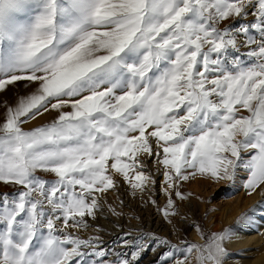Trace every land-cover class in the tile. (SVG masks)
Wrapping results in <instances>:
<instances>
[{
  "label": "snow or ice",
  "instance_id": "6c2138e0",
  "mask_svg": "<svg viewBox=\"0 0 264 264\" xmlns=\"http://www.w3.org/2000/svg\"><path fill=\"white\" fill-rule=\"evenodd\" d=\"M21 86L0 101V264H228L264 214L193 222L202 244L113 247L99 224L125 186L173 228L197 177L264 191V0H0V96Z\"/></svg>",
  "mask_w": 264,
  "mask_h": 264
},
{
  "label": "rangeland",
  "instance_id": "374dc122",
  "mask_svg": "<svg viewBox=\"0 0 264 264\" xmlns=\"http://www.w3.org/2000/svg\"><path fill=\"white\" fill-rule=\"evenodd\" d=\"M26 91L27 90L21 86L19 89H15L13 92L9 93L7 98L0 96V101L16 95H22ZM53 116H55V112L51 114L46 113L42 118H38V120L33 123H50ZM149 167L155 172L156 165L154 162L150 163ZM181 190L185 193H190L189 200L178 202L181 215L187 216L188 220L184 222L179 216L173 218L175 228L165 222L156 207L144 203V199H147V196H145L144 199H141L139 195L133 197L126 186L122 187L118 192L109 193V203L117 207L118 210L122 207L119 203L120 200L124 201L123 211L125 215L122 218H117L106 213L107 218H100L99 224L106 229V234L104 235L105 241L115 247V244L112 242L116 237L121 235L122 230L127 231L129 228H142L146 232L150 231L160 236H169L173 243H176L178 238H184L190 243L202 244L203 241L200 239L199 234L189 227L191 223L195 222L201 224L206 231L211 230L218 232L223 228L232 226L237 218L242 213L248 212L249 209L253 207H264V191L257 189L256 192L249 196L247 190L243 187V181L240 179L237 180L235 185H230L227 182L213 183L197 177L189 182H185ZM239 196L249 201V205L247 204L248 206L246 205L244 208L241 203V208L235 216L232 217V219L226 220L224 218L225 216L222 215L228 208H232L236 205ZM165 201L166 198L160 193L158 197L160 207L164 206ZM133 217H139V219H134ZM253 217L260 218L257 221L259 223L252 226L247 232L260 237V242L257 245H248L244 248L231 247V245L233 246V243H231L229 246L230 259L228 264H239L240 262L237 260L246 259L247 257L248 260L254 261L257 257L262 255V247L264 246V226L259 228L258 225L264 224V214L257 211ZM116 225H119V227ZM177 233H179V237ZM135 234L136 233H134V235ZM251 251H253V253ZM244 254L246 255L244 256ZM247 254H250V257L247 256ZM155 259V254L149 253L144 260V264H151ZM240 264L244 263L241 262Z\"/></svg>",
  "mask_w": 264,
  "mask_h": 264
},
{
  "label": "bare ground",
  "instance_id": "6f19581e",
  "mask_svg": "<svg viewBox=\"0 0 264 264\" xmlns=\"http://www.w3.org/2000/svg\"><path fill=\"white\" fill-rule=\"evenodd\" d=\"M242 200H244V198H241V196H239V198L236 201V205L233 206L232 208H228L222 216H225L224 218L226 220L232 219V217H234L235 214L240 210L241 203L243 205L242 207H244V208L249 203V201H247V200H244V201H242ZM259 219L260 218H258V217H253V223L246 225V226H243L241 228H238L236 231L238 232L240 238L233 240L232 241L233 246L231 245V247H243L244 248L245 246H248V245L249 246L250 245H257L260 242L261 238L258 236H255V234H253V233H248L247 231H249L252 228V226L257 225V223H259V222H257ZM258 226H259V228H262L264 226V224L258 225ZM262 249H263L262 255L257 257L254 261L248 260L247 259L248 257L246 258L247 260L246 259H240L237 261L240 263L243 262L244 264H264V246L262 247ZM251 252L253 253V251H251ZM245 255L246 254H244V256ZM249 255L247 254V256H249Z\"/></svg>",
  "mask_w": 264,
  "mask_h": 264
}]
</instances>
